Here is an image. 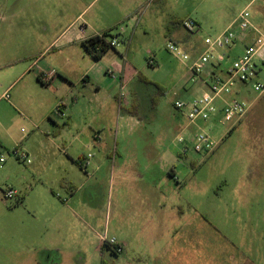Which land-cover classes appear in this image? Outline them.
Returning a JSON list of instances; mask_svg holds the SVG:
<instances>
[{"label":"rangeland","instance_id":"rangeland-1","mask_svg":"<svg viewBox=\"0 0 264 264\" xmlns=\"http://www.w3.org/2000/svg\"><path fill=\"white\" fill-rule=\"evenodd\" d=\"M37 1L0 0L2 75L15 76L29 65L37 73L35 64L41 56L22 49L21 35L5 34L27 33L38 44L36 36L45 33L46 27L50 32L63 24L57 10H45ZM172 4L178 16L199 25L198 32L179 25V31L191 37L178 41L191 60L167 50L166 43L177 40L172 34L151 39L150 47L143 46L149 38L136 39L131 60L142 69V76L165 87V94L141 77L120 92L128 106L119 105L113 97L112 107L101 100L103 94L94 96L93 84H78L72 94L64 92L53 113L67 142L63 154L54 153L40 132L43 127L35 124L42 109L28 87L18 100L0 103L4 127L13 128H8L12 130L9 138L4 130L0 132L7 140L0 147V157L7 160L0 162V264H151V257L164 249L150 244L155 225L139 221L135 180L145 181L139 175L158 178L162 174L172 182L180 212L205 220L201 226L209 240L205 248L209 257L232 253L236 263L264 264V93L247 94V114L225 127L199 122L188 128V120L174 106L176 100L191 102L205 90L201 80H191L189 65L203 52L206 38L215 39L245 9L264 31V0H173ZM129 41L130 36L122 35L119 48L110 52H126ZM138 46L144 50L138 51ZM146 50L153 53L156 65H148ZM235 56L231 52L223 67L229 68ZM30 77L17 82L15 93ZM75 94L85 98L78 107L81 110L72 115ZM10 102L16 106L12 108ZM60 104L62 113L57 112ZM198 128L213 130L217 146L212 151L194 150L191 138ZM180 134L186 138L184 143L177 139ZM16 150L29 153L30 162L19 159ZM62 157L68 160L64 164L58 161ZM70 158L86 159L91 165L73 166ZM9 188L17 191L12 198L4 196ZM163 229H157L161 241L166 236ZM105 238H115L123 252L103 247Z\"/></svg>","mask_w":264,"mask_h":264},{"label":"crops","instance_id":"crops-1","mask_svg":"<svg viewBox=\"0 0 264 264\" xmlns=\"http://www.w3.org/2000/svg\"><path fill=\"white\" fill-rule=\"evenodd\" d=\"M37 2L50 12L57 10L60 15L59 18H61L60 22L63 24L60 27H54L53 31L50 32L49 27H46L45 33L36 36L39 40L38 44L30 40L29 38L32 36L26 35L27 33L10 31L5 34L11 38L21 35L22 49L25 48V52L29 54L40 53L43 64H38L39 58L35 64V66H39L37 73L30 70L32 65L12 77L9 73L7 75L0 73V103L6 99L5 94H9V92L11 94L9 101L11 98L14 101L18 100L25 91L24 88L28 87L33 93V100L42 109L41 119L34 118L35 124L43 127L40 132L45 136V143L53 146L54 153L63 154L67 144L59 130L57 120L53 118L56 106L60 101H63L64 92H71L72 94L78 84L84 83L85 86L93 84L97 88L94 96L103 94L101 100L113 104L112 107H114L113 97L119 105L126 103L128 106L130 105L129 101L124 99L120 92L125 91L127 86L140 73L142 74V69L137 68L130 58L135 40L149 38L150 40L146 41L143 46L150 47L154 42L151 39L162 36L166 38L170 34L174 39H177L175 43H179L180 40L182 42L185 38L186 40L191 39L190 35L185 37V34L179 31V25H182L185 19L178 16L176 8L174 9L175 5L172 4L173 0H38ZM52 3L54 8H52ZM77 23L79 26L76 25ZM231 24L232 22L224 28L223 32ZM81 28L85 30L84 38L81 37ZM114 30L118 33L115 38L119 42L122 35L125 38L130 36L127 51H122L118 55L108 51L100 60H94L86 51L83 42L86 38L102 35L105 32L113 33ZM138 47V51L144 50L142 46ZM36 48L38 49L36 50ZM238 52L241 53L242 50L238 49ZM145 53L148 56V65H151L149 56L153 57V53L150 50H146ZM154 65H156L155 59L151 66ZM1 70H3V65L0 64ZM50 70L57 71V76L51 84L43 85L39 80L41 72ZM28 76L31 77L27 84L15 93L17 82ZM75 96L71 102L72 115L81 110L78 107L82 106V101L85 98H78L77 94ZM10 106L13 108L16 105L10 102ZM87 108L85 107V109ZM101 108L106 109L108 106ZM119 112L120 108L118 107ZM5 126L7 128L4 127V122L0 118V132L4 130L9 138L13 128L8 125ZM2 145H7V140L0 137V147ZM70 145L73 146V141L70 142ZM33 153L35 156L37 155L35 150ZM69 160L73 166L89 165V163L91 165V162L86 159L75 160V158H70ZM58 161L64 164L68 160L62 157ZM94 165L92 163V166ZM110 168L112 175L118 173L113 162L110 164ZM139 176L145 179L144 182L135 180V187L140 199L139 221L142 225H155V232L149 234L150 244L156 247L158 245L159 247L163 246L164 249L163 253L159 254L158 251L155 256L151 257L153 258L151 264H239L236 263L232 253L228 256H222L221 252L210 257L207 255L208 252L205 248H208L210 244L205 229L201 226L205 220L198 214H186L183 210L180 212L177 197L173 195L176 191L173 190L169 178L163 174L158 178L157 175ZM163 186L166 188L165 191L162 190ZM13 190L16 191L15 188ZM74 196L75 194L71 197L74 198ZM161 227H164L163 231L166 232L162 241L159 238L161 234L157 233Z\"/></svg>","mask_w":264,"mask_h":264},{"label":"built area","instance_id":"built-area-1","mask_svg":"<svg viewBox=\"0 0 264 264\" xmlns=\"http://www.w3.org/2000/svg\"><path fill=\"white\" fill-rule=\"evenodd\" d=\"M182 25L191 32H198V25L191 19L184 20ZM81 37L84 38L85 30L81 28ZM88 39V38H86ZM206 47L201 55L192 60L189 70L192 81L197 83L201 80L205 90L191 102L176 100L175 108L180 115L188 120V128L199 122L212 123L214 127H225L233 122L241 120L248 112L250 103L246 95L250 92L261 95L264 93V31L256 26L251 19L248 9L242 11L238 18L215 39L206 38ZM241 53L236 50L237 46ZM111 46L118 48L120 42L117 38L111 40ZM167 50L185 61H190L191 56L182 49L180 44L173 41L166 43ZM236 50V51H235ZM233 52L235 57L229 68H224L226 57ZM154 58L150 57L149 63L153 65ZM57 76V71H42L41 79L46 84L52 83ZM124 97V94H122ZM9 99V94H5ZM63 104L57 107V112L62 113ZM213 130L198 128L191 138L196 152L212 151L217 146ZM178 141L184 143L186 138L180 134ZM15 154L19 159L30 162L29 153ZM5 157H0L4 163ZM16 191L9 188L4 192L6 198H12ZM115 247L118 254L123 248L117 244L115 238L108 240ZM104 240V241H105Z\"/></svg>","mask_w":264,"mask_h":264},{"label":"trees","instance_id":"trees-1","mask_svg":"<svg viewBox=\"0 0 264 264\" xmlns=\"http://www.w3.org/2000/svg\"><path fill=\"white\" fill-rule=\"evenodd\" d=\"M115 36L112 35L111 32H105L102 35H96L93 37H90L88 39H86L83 42V45L86 49V51L92 56V58L94 60H100L104 54L108 51H110V49H115V47L111 46V40L114 39ZM143 74H139L138 77H141L143 81H145V83L147 84H154L157 89H159L161 94H165L166 92V88L161 86L158 83H154L150 80H148L147 78H145L144 76H142ZM40 82L45 85V83L42 81L41 77H39ZM77 163H79V161H77ZM117 253V251H115ZM118 254V253H117Z\"/></svg>","mask_w":264,"mask_h":264},{"label":"flooded vegetation","instance_id":"flooded-vegetation-1","mask_svg":"<svg viewBox=\"0 0 264 264\" xmlns=\"http://www.w3.org/2000/svg\"><path fill=\"white\" fill-rule=\"evenodd\" d=\"M103 247H105L107 250L111 251L112 253H116L115 247L111 245L107 240L103 241Z\"/></svg>","mask_w":264,"mask_h":264}]
</instances>
